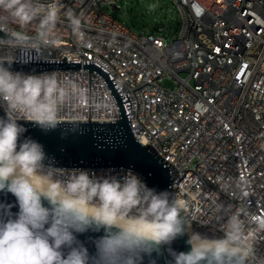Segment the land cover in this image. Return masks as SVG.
I'll return each instance as SVG.
<instances>
[{"label":"built area","instance_id":"1","mask_svg":"<svg viewBox=\"0 0 264 264\" xmlns=\"http://www.w3.org/2000/svg\"><path fill=\"white\" fill-rule=\"evenodd\" d=\"M118 1L42 0L58 8L55 28L44 32L37 19L0 22L8 35L0 36V61L80 63L36 73L12 69L54 81L59 121L120 117L107 78L88 66L99 67L120 95L136 139L177 169L174 197L189 210L191 229L220 237L228 217L238 214L253 247L250 261L264 264L258 227L264 221V0H172L180 22L171 39L136 32L104 10ZM69 14L81 20L82 42ZM54 168L120 176L130 169ZM182 171L189 179L177 184Z\"/></svg>","mask_w":264,"mask_h":264},{"label":"clouds","instance_id":"2","mask_svg":"<svg viewBox=\"0 0 264 264\" xmlns=\"http://www.w3.org/2000/svg\"><path fill=\"white\" fill-rule=\"evenodd\" d=\"M0 12V22L37 19L48 32L58 8L42 0H0ZM69 18L82 42L81 20ZM11 64L0 62V193L15 199L0 201V264H157L165 254V264H250L253 247L238 214L228 217L222 236H209L185 223L182 205L168 190L149 187L131 169L122 176L112 170L97 175L46 163L44 145L25 135L28 129L19 121L27 118L45 132L55 129V83L13 71ZM258 227L264 230V221ZM89 231L103 233L94 240V254L78 239ZM184 236L189 250L178 252L172 244Z\"/></svg>","mask_w":264,"mask_h":264},{"label":"water","instance_id":"3","mask_svg":"<svg viewBox=\"0 0 264 264\" xmlns=\"http://www.w3.org/2000/svg\"><path fill=\"white\" fill-rule=\"evenodd\" d=\"M118 7L117 4H112ZM0 36L8 35L0 30ZM8 62V61H0ZM11 68L36 73L50 69L80 68L78 62H36L23 63L11 61ZM91 70L97 69L107 78L110 87L117 96L121 114L114 121L88 119L82 120H57L54 130L42 131L40 127L31 120L20 119V123L28 129L27 136L38 140L44 145V149L50 158L46 163H52L58 167H127L138 172L149 187L157 190H168L173 198L175 187L173 180L177 175V169L171 167L151 145L143 144L133 134L130 120L128 119L122 99L115 89L113 82L107 74L95 65L88 66ZM4 115L0 108V116ZM11 194L0 193V201L13 203ZM14 213L15 207L11 209ZM185 208L182 205L181 216L186 224L188 220L184 215ZM102 232H86L78 236V239L87 247L90 254L95 253L94 240L102 235ZM187 236L178 238L173 242L172 248L176 251H188L186 244ZM167 254L157 259V264H165ZM147 264V260H145ZM250 264H253L250 261Z\"/></svg>","mask_w":264,"mask_h":264},{"label":"rangeland","instance_id":"4","mask_svg":"<svg viewBox=\"0 0 264 264\" xmlns=\"http://www.w3.org/2000/svg\"><path fill=\"white\" fill-rule=\"evenodd\" d=\"M117 8L104 5V10L123 21L139 33H154L168 39L176 35L180 22L179 10L172 0H119ZM181 75L186 76V72ZM164 83L174 86V79L166 78Z\"/></svg>","mask_w":264,"mask_h":264},{"label":"bare ground","instance_id":"5","mask_svg":"<svg viewBox=\"0 0 264 264\" xmlns=\"http://www.w3.org/2000/svg\"><path fill=\"white\" fill-rule=\"evenodd\" d=\"M243 18H251V11H243ZM188 179H189V171H182L181 177H177V184H184V180H188ZM184 215L186 219H189V210H185ZM247 241L251 244V241L248 240V238Z\"/></svg>","mask_w":264,"mask_h":264}]
</instances>
